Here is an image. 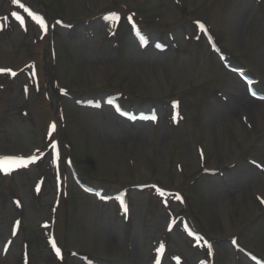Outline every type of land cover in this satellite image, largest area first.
<instances>
[{"label":"rangeland","instance_id":"obj_1","mask_svg":"<svg viewBox=\"0 0 264 264\" xmlns=\"http://www.w3.org/2000/svg\"><path fill=\"white\" fill-rule=\"evenodd\" d=\"M262 201L264 0H0V264H264Z\"/></svg>","mask_w":264,"mask_h":264},{"label":"snow or ice","instance_id":"obj_2","mask_svg":"<svg viewBox=\"0 0 264 264\" xmlns=\"http://www.w3.org/2000/svg\"><path fill=\"white\" fill-rule=\"evenodd\" d=\"M13 2H15V0H13ZM38 19V21H39V23H40V25H41V27H44V23H43V21L42 20H39V18H37ZM118 19V18H117ZM202 27V26H201ZM13 75H15V73H13ZM52 128L53 129H55V125H52ZM53 148H55V145H53ZM21 162H23V161H21ZM262 203H264V201H262ZM125 211H127V209L125 208ZM53 248H56V245H55V243H53ZM211 246H209V248H210ZM56 252H57V255H59V249H56Z\"/></svg>","mask_w":264,"mask_h":264}]
</instances>
